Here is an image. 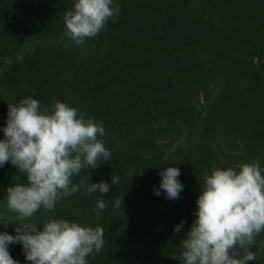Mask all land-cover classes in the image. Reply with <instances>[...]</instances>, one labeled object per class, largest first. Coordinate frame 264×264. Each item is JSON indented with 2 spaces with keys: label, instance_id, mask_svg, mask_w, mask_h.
<instances>
[{
  "label": "rangeland",
  "instance_id": "374dc122",
  "mask_svg": "<svg viewBox=\"0 0 264 264\" xmlns=\"http://www.w3.org/2000/svg\"><path fill=\"white\" fill-rule=\"evenodd\" d=\"M114 4L121 9L119 15L96 37L77 44L66 35L64 22L74 0H0L7 12L5 18L0 14V139L8 103L26 97L43 106L65 102L78 115L102 124L106 135L98 138L110 159L98 160L95 169H82L73 183L105 181L109 191L86 195L81 187L58 201L56 212L70 206L73 221L103 227L104 245L86 258L89 264H100L105 256L109 264H181L174 256L195 220L204 177L214 167L253 160L264 168V141L253 135L255 120L264 112V57L256 53L257 25L264 30V4ZM67 67L74 71L66 72ZM78 77L102 84L105 101L94 94L80 95L74 87ZM165 166L180 169L179 199H168L160 189ZM111 177L119 178L117 185ZM17 183H27L24 173L11 163L0 167V232L14 236L19 224L17 214L7 208V188ZM100 196L107 204L102 211L97 209ZM117 197H123L118 208ZM50 218L52 214L41 208L31 222L42 228ZM181 221V231L175 232ZM131 240L142 250L120 262L115 245ZM16 244L21 264H30L22 245ZM250 250L264 264V232Z\"/></svg>",
  "mask_w": 264,
  "mask_h": 264
},
{
  "label": "clouds",
  "instance_id": "9594fccd",
  "mask_svg": "<svg viewBox=\"0 0 264 264\" xmlns=\"http://www.w3.org/2000/svg\"><path fill=\"white\" fill-rule=\"evenodd\" d=\"M120 11L114 0H74L73 9L64 15L66 35L83 43L96 37ZM7 117L0 139V167L11 163L25 174L27 183L7 188V208L17 214L19 227L15 236L0 232V264H18L8 251V245L14 243L22 245L30 264H88L86 258L104 245L102 226L50 218L38 228L31 218L41 208L53 212L58 201L81 187L86 195L109 191L105 181L86 186L73 183L82 169H95L98 160L110 159V151L98 138L106 135L104 127L91 117L78 115L65 102L43 106L32 97L8 103ZM160 176V189L166 197L179 199L183 190L180 169L165 166ZM118 179L111 177L112 184L117 185ZM100 197L97 209L102 211L107 204ZM123 197L116 198L117 208ZM196 204L195 220L174 258L181 264H248L256 260L250 249L264 232V168L258 160L212 168L204 177ZM183 223L174 231H181Z\"/></svg>",
  "mask_w": 264,
  "mask_h": 264
},
{
  "label": "trees",
  "instance_id": "16d2710c",
  "mask_svg": "<svg viewBox=\"0 0 264 264\" xmlns=\"http://www.w3.org/2000/svg\"><path fill=\"white\" fill-rule=\"evenodd\" d=\"M255 1H259L260 3L264 4V0H255ZM264 8V6H263ZM6 9L3 8V6H0V14L1 16H4V18L6 17ZM258 30H257V34H258V39L256 41L257 47H256V53L257 56L259 58L264 57V30L261 28V26L257 25ZM66 72L68 73H72L74 70L71 67H67ZM64 71V72H65ZM263 74H264V65H263ZM74 87H76V90L79 91L80 95H85V96H90L91 94H94L96 96H98V98H100L101 100L105 101L103 99V95L102 93V84H100L99 82H97V84L91 82L87 79V80H83L81 81L78 77L77 81L74 84ZM26 88V87H24ZM27 92L30 93H37L34 92V90L30 89V88H26ZM41 94H43L42 92H39ZM87 100H90L87 99ZM93 100V99H92ZM255 123L257 125V127H255L254 131H253V135L256 138H262V140L264 141V112L263 114H259L258 118L255 120ZM117 192L121 193V188H117ZM122 206V204H121ZM60 207V205H59ZM60 213L56 212V208L54 209L53 212H51L52 216L54 218H62V219H66L68 221H73V215L74 212L73 210L70 208V206L68 207H64V211L62 208H60ZM56 213V214H55ZM0 219L3 221L4 219L2 218V216H0ZM4 232V231H2ZM133 239V238H132ZM142 250V248L136 243L134 242V240H131L130 243H124V244H116L115 245V252H117V254L119 255V261L120 262H124V259H126L128 261V255L129 253H133L134 255H138L140 254V251ZM8 251L10 253V255L12 256L13 259H15L16 261H18V264L23 263L22 259V255L20 253V247L18 244L14 243V244H9L8 245ZM110 258H108L107 256H105L102 260H100V264H109ZM113 260H111L112 262ZM89 264V263H88ZM248 264H262L259 260H252V261H248Z\"/></svg>",
  "mask_w": 264,
  "mask_h": 264
}]
</instances>
